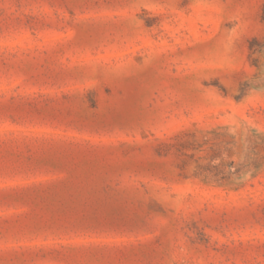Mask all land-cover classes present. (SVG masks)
I'll use <instances>...</instances> for the list:
<instances>
[{"label":"rangeland","instance_id":"obj_1","mask_svg":"<svg viewBox=\"0 0 264 264\" xmlns=\"http://www.w3.org/2000/svg\"><path fill=\"white\" fill-rule=\"evenodd\" d=\"M0 264H264V0H0Z\"/></svg>","mask_w":264,"mask_h":264}]
</instances>
